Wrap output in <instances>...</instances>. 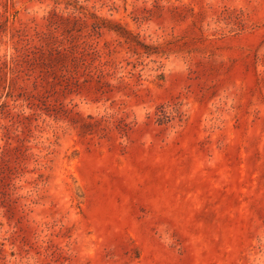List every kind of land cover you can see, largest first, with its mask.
Masks as SVG:
<instances>
[{
	"label": "rangeland",
	"instance_id": "rangeland-1",
	"mask_svg": "<svg viewBox=\"0 0 264 264\" xmlns=\"http://www.w3.org/2000/svg\"><path fill=\"white\" fill-rule=\"evenodd\" d=\"M0 264H264V0H0Z\"/></svg>",
	"mask_w": 264,
	"mask_h": 264
},
{
	"label": "trees",
	"instance_id": "trees-1",
	"mask_svg": "<svg viewBox=\"0 0 264 264\" xmlns=\"http://www.w3.org/2000/svg\"><path fill=\"white\" fill-rule=\"evenodd\" d=\"M119 42V41H117ZM114 48H110L108 43H107V50L106 52L104 51V55H102V53L100 52V50H98V56H99V63L96 66L99 71L102 73V67L106 64L112 63V59L110 58V56L112 55V53L114 52ZM103 56H105V58H103Z\"/></svg>",
	"mask_w": 264,
	"mask_h": 264
}]
</instances>
